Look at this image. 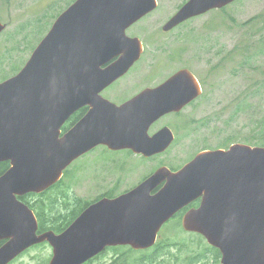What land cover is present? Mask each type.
<instances>
[{"label":"water","instance_id":"1","mask_svg":"<svg viewBox=\"0 0 264 264\" xmlns=\"http://www.w3.org/2000/svg\"><path fill=\"white\" fill-rule=\"evenodd\" d=\"M235 1L188 0L163 30ZM157 7L158 0H75L25 66L0 82V162H10L0 176V264L45 241L53 247L48 264H84L111 246L150 249L162 227L198 199L182 218L184 230L219 249L220 264H264V146L238 142L202 151L177 171L162 166L130 190L92 203L61 233L39 234L36 214L21 200L50 189L95 145L150 156L173 141L169 128L152 137L147 131L202 93L189 69L122 105L100 95L140 59L142 41L126 30ZM6 28L0 21V35ZM86 98L95 101L88 116L61 135Z\"/></svg>","mask_w":264,"mask_h":264},{"label":"rangeland","instance_id":"2","mask_svg":"<svg viewBox=\"0 0 264 264\" xmlns=\"http://www.w3.org/2000/svg\"><path fill=\"white\" fill-rule=\"evenodd\" d=\"M74 1L0 0V21L8 25L0 35V82L25 66L56 18ZM158 1V7L133 29L147 45L136 75L139 80L157 81L188 66L205 84L204 94L179 117L166 119L182 132V139L169 154L142 159L103 152L75 161L63 184L50 193L60 195L57 192L67 188L72 214L85 200L107 192L120 194L138 185L158 165H184L203 148H227L237 142L264 146V0H236L192 18L168 34H163L162 26L187 0ZM177 226L182 235L173 237L175 225L168 222L160 239L186 243L187 252L172 245L157 264H175L174 255L185 258L205 247L202 236ZM118 252L124 251L110 249L87 264H110ZM52 253V246L42 243L10 264H48Z\"/></svg>","mask_w":264,"mask_h":264},{"label":"flooded vegetation","instance_id":"3","mask_svg":"<svg viewBox=\"0 0 264 264\" xmlns=\"http://www.w3.org/2000/svg\"><path fill=\"white\" fill-rule=\"evenodd\" d=\"M188 1V0H187ZM186 1V2H187ZM185 2V3H186ZM159 3V1H158ZM181 8V7H180ZM222 9V8H220ZM179 10V9H178ZM215 10V9H213ZM212 11V10H210ZM209 11V12H210ZM208 13V12H207ZM150 14V13H149ZM148 14V15H149ZM206 14V13H205ZM205 14H202V15H205ZM173 16V15H172ZM201 16V15H199ZM199 16H196V17H199ZM147 17V16H146ZM171 18V17H170ZM169 18V19H170ZM195 18V17H193ZM144 19V18H143ZM168 19V20H169ZM192 19V18H190ZM190 19L182 22L181 24H178L176 27L172 28L171 30L169 31H165V30H162L163 31V34H168L170 32H172L174 29L184 25L187 21H189ZM167 20V21H168ZM141 21V20H140ZM139 21V22H140ZM166 21V22H167ZM138 22H136L135 24H133L132 26H130L127 30H126V34L129 36V37H138L139 39H141V37L139 35H137L135 32H134V27L135 25L137 24ZM162 29H163V26H162ZM142 41V45H143V52L141 54V57L139 60H137L134 65L129 69V71H127L123 76L119 77L118 79H116L114 82H112L111 84H109L108 86H106L101 92H100V95L103 99L105 100H108L112 103H115L116 105H122L130 100H133L135 97H137V95H139L141 92H143L144 90L148 89V88H156L160 85H162L164 82H166L172 75H174L176 72H178L179 70L181 69H189L194 77L196 78V80L199 82V84L201 85V89H202V93L196 97H194L193 99L189 100L181 110H179L178 112L176 111H172V112H169V113H166L164 114L163 116H161L160 118H158L157 120L153 121L150 126L148 127V131H147V134L149 137H152V136H155L157 134H159L162 130H164L165 128H169L172 133H173V141L170 143V145L162 152H156V153H153L151 154L150 156H146L145 154L143 153H138V152H135L134 150H132L131 148H122V149H111L109 146L105 145V144H98V145H95L93 148H91L89 151H87L86 153H84L82 156H80L78 159H82V158H85L89 155H92L94 153H103V152H107V153H112V154H116V153H127V154H130V155H137L139 157H142V159H154V158H158V157H163L167 154L170 153V150L173 146V144H177L180 139H182V132L176 127L174 126L171 122L167 121L166 119L168 118H171V117H174V118H177L179 117V115L181 114L182 111L186 110V109H189L190 107H192L193 105H195L199 99L203 96L204 94V90H205V84L202 82L201 79H199V77L195 74V72L189 68L188 66H182L180 67L179 69H177L176 71L172 72V73H169V74H166L164 75L162 78H158L157 81L155 80H151L149 82L146 81L145 78H142L139 80L140 76H137L136 75V70L140 63L143 61V58L146 54V51H147V45L146 43L143 41V39H141ZM120 56H115L114 58H112L110 61H108L106 64L102 65V68H107L109 67L110 65H112L114 62H116L117 60H119ZM151 73V72H149ZM95 101L93 102H87V98L85 99V102L78 108L76 109L72 114L71 116L66 120V122L64 123V125L62 126V132H61V135H64L66 134L67 132H69L78 122L82 121L83 119H85L91 108H92V104H94ZM221 147H218V148H209V147H206V148H203L201 150H199L198 152L200 151H205V150H215V149H219ZM221 149H225L224 148H221ZM197 152V153H198ZM190 159L192 160L196 154ZM77 159V160H78ZM75 160V161H77ZM188 160V161H190ZM74 161V162H75ZM186 161V162H188ZM73 162V163H74ZM185 162V163H186ZM72 163V164H73ZM184 163V164H185ZM71 164V165H72ZM71 165L67 168V170L65 171V174H64V178H66L68 176V173L70 172L71 170ZM162 166H168L166 164H160L158 165L157 167H155L152 171H150L148 174V176H150L151 174H153L157 169H159L160 167ZM181 166H178V167H173V166H168L169 168H171L173 171H177L179 170ZM145 177V176H144ZM143 177V178H144ZM147 178V177H146ZM145 179V178H144ZM143 179V180H144ZM165 182H163L162 184H160L156 189L153 190V194L154 193H157L161 188L162 186L164 185ZM56 185V184H55ZM54 186V185H53ZM52 186V187H53ZM131 189V188H130ZM128 189V190H130ZM126 190V191H128ZM124 191V192H126ZM123 193V192H122ZM121 194V193H120ZM119 194H112L111 192H107L106 194H101L99 196H97L95 199H92V200H85V202H87V205L81 209H79V211L76 213V215L73 217V219L71 220V222L68 224V226L81 214V212H83L88 206H90L92 203L94 202H97L98 200H100L101 198L103 197H115ZM69 202L68 205H63L62 203L59 204V211L61 213V216L62 214L64 213H68V214H71V201H67ZM201 203V199H198L194 202H192L191 204H189L188 206H186L185 208H183L182 210H180L179 212H177V214H175V216H173V218H171L168 222L171 223V222H175V221H179L180 222V226L182 227V218L184 216V214L190 209V208H193V207H198ZM29 205V204H28ZM29 207L34 211V213L36 214L37 216V219H38V224H39V230H38V233H42V232H46V231H50V230H53L55 232H57L56 230L54 229H45V230H41L40 229V219L35 211L34 208H32L30 205ZM63 217V216H62ZM68 217H71V216H68ZM52 221H56L57 218H51ZM167 222V223H168ZM67 226V227H68ZM66 227V228H67ZM183 229V227H182ZM65 230V229H63ZM62 230V231H63ZM60 231V232H62ZM185 231V230H184ZM186 233H193V232H187L185 231ZM197 234V233H196ZM160 235V233H159ZM46 243V242H44ZM42 244V243H40ZM49 244V243H48ZM39 244H36L34 246H37ZM32 246V247H34ZM31 247V248H32ZM30 249V248H29ZM111 248H107L105 250V252H102L101 255H100V258H102L104 255H106V252L108 250H110ZM27 251V250H26ZM98 255V256H99ZM96 256L93 259L94 260H98L99 257ZM91 259V260H92ZM117 258H115L116 260ZM90 261V260H89ZM88 263V262H86ZM85 263V264H86Z\"/></svg>","mask_w":264,"mask_h":264},{"label":"trees","instance_id":"4","mask_svg":"<svg viewBox=\"0 0 264 264\" xmlns=\"http://www.w3.org/2000/svg\"><path fill=\"white\" fill-rule=\"evenodd\" d=\"M10 167L9 161H1L0 162V176ZM63 184V179L58 182L56 185L48 189L47 191L36 194V193H30L28 195H25L21 197V200L25 203L29 204L32 208L35 209L39 219H40V229H54L57 232L62 231L65 229L68 224L71 222L73 217L76 215V213L79 211V209L82 210L87 205V202L81 203L77 210L72 214L64 213L61 216L59 209V204L62 203L63 205H68L69 202L66 201L67 198L70 197V191L67 188L61 189L60 195L53 193L50 194L53 190H55L57 187ZM54 198V199H52ZM57 199V201H56ZM71 216V217H68ZM51 218H57L56 221H52ZM178 222V223H177ZM175 225V231L173 233V237L182 235V231L179 230L178 232V226H180L179 221L171 222ZM170 230V231H171ZM169 231V232H170ZM193 236H202L200 234L196 233H189ZM162 234L159 235L157 243L151 247L150 249L146 250H134L131 247H113V250H123L124 252L119 253L117 259L110 264H157L159 256L163 255L166 252V249L170 246H175L178 249H181V252L186 253L187 248L189 247L186 245V243L179 242V241H170V240H161ZM203 243L205 244V247H203L200 251L194 252L193 254L186 255L185 258H182L180 255H174L176 259L175 264H197L198 262H201V264H209L210 258L212 263L211 264H219L221 259V253L219 249L209 245L205 238L202 236ZM4 241H0V246L3 244ZM101 255V254H100ZM100 255L98 256L100 258ZM188 258V259H187ZM185 261V263L183 262ZM93 261L90 260L88 263H91ZM187 261V262H186ZM87 264V263H86ZM100 264V263H98Z\"/></svg>","mask_w":264,"mask_h":264},{"label":"bare ground","instance_id":"5","mask_svg":"<svg viewBox=\"0 0 264 264\" xmlns=\"http://www.w3.org/2000/svg\"><path fill=\"white\" fill-rule=\"evenodd\" d=\"M223 8H224V7H223ZM237 143H238V142H237ZM233 144H234V143H233ZM231 145H232V144H231ZM231 145H230V146H231ZM230 146H229V147H230ZM229 147H227V148H225V149H228ZM200 152H202V151H200ZM200 152H198V153H200ZM198 153H197V154H198ZM197 154H196V155H197ZM57 183H58V182H57ZM57 183H56V184H57ZM65 229H66V228H65ZM38 230H39V229H38ZM63 231H64V230H63ZM63 231H62V232H63ZM42 233H43V232H42ZM56 233H61V232H56ZM45 242H46V243H49V242H47V241H45ZM42 243H44V242H42ZM49 245H50V243H49ZM113 247H118V246H111V247H107V248H111V249H112ZM52 248H53V247H52ZM107 248H106V249H107ZM106 249H105V250H106ZM105 250H104L103 252H105ZM52 254H53V253H52ZM84 264H85V263H84Z\"/></svg>","mask_w":264,"mask_h":264}]
</instances>
